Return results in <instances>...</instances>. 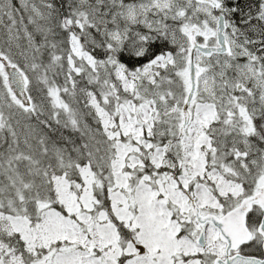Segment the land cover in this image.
Returning <instances> with one entry per match:
<instances>
[{"label":"snow or ice","instance_id":"1","mask_svg":"<svg viewBox=\"0 0 264 264\" xmlns=\"http://www.w3.org/2000/svg\"><path fill=\"white\" fill-rule=\"evenodd\" d=\"M0 264H264V0H0Z\"/></svg>","mask_w":264,"mask_h":264}]
</instances>
